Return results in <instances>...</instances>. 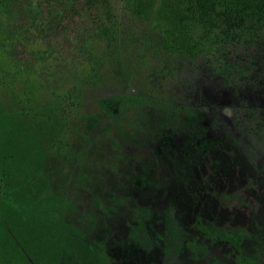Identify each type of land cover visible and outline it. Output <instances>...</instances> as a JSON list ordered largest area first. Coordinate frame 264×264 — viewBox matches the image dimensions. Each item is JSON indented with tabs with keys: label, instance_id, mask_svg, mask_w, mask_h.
I'll use <instances>...</instances> for the list:
<instances>
[{
	"label": "trees",
	"instance_id": "obj_1",
	"mask_svg": "<svg viewBox=\"0 0 264 264\" xmlns=\"http://www.w3.org/2000/svg\"><path fill=\"white\" fill-rule=\"evenodd\" d=\"M255 47L264 0H0V264H154L148 237L174 218L250 235L264 178L237 144L201 111L138 114L179 63L230 81ZM138 69L147 95L129 93ZM110 73L122 93L89 98Z\"/></svg>",
	"mask_w": 264,
	"mask_h": 264
},
{
	"label": "rangeland",
	"instance_id": "obj_2",
	"mask_svg": "<svg viewBox=\"0 0 264 264\" xmlns=\"http://www.w3.org/2000/svg\"><path fill=\"white\" fill-rule=\"evenodd\" d=\"M140 25L150 34L149 20H143ZM240 57L243 58L241 72L230 81L203 61L195 64L179 63V72L174 73L169 86L170 93L167 94L170 100L151 101L138 117L158 118L157 114L171 104L180 108L185 116L190 115L193 110L201 111L207 117L206 123L211 135L226 137L235 142L264 175V47L239 53L237 58ZM124 63L128 67L136 64L133 58L124 59ZM63 70L64 67L61 66L58 73L63 83L69 85L72 77ZM147 73L141 69L134 71L133 78L128 83L130 94L147 95L146 83L142 81ZM115 79L110 73L106 77L105 86L98 93L89 94V98L121 94L123 88ZM172 220L173 222L168 223L169 227L160 225L155 241L151 236L148 237L147 245L150 250L147 251V256L154 264H244V261L247 264H264V230L256 238L243 242L245 258L234 261V258H230L233 257L234 246L220 238L218 232L205 233L195 238V234L190 235L181 219ZM153 232L154 229L151 230ZM207 244L214 249L208 251ZM254 248L261 249L262 254L254 256Z\"/></svg>",
	"mask_w": 264,
	"mask_h": 264
},
{
	"label": "flooded vegetation",
	"instance_id": "obj_3",
	"mask_svg": "<svg viewBox=\"0 0 264 264\" xmlns=\"http://www.w3.org/2000/svg\"><path fill=\"white\" fill-rule=\"evenodd\" d=\"M245 156L247 157L246 154H245ZM247 159L249 160V163H250L249 168L251 167L250 169H252L255 173L259 174L260 176H262L264 178V175L262 174L260 169L255 164H253L248 157H247ZM256 202H258V204H257V206L255 205V207H254L255 225H254V229L251 230L250 235H245L243 237V236H241V234L239 235L238 233H236L234 236H227L223 231H222V233L221 232L219 233L220 238H222L227 243H231L234 246L233 253H232L233 257L230 256L231 260H233V258H234V261H236V260L242 261V259L245 258V254H243V251H242L243 242H245L246 240H249L251 238H256L264 230V196L259 201L256 200ZM258 223L261 224L260 228L258 227L259 226ZM192 230L194 231V228ZM193 231H192V233H194ZM204 240H202V241H204ZM206 247H207L208 251H211L212 249H214L213 247H210L209 244H207ZM257 253L262 254V250L259 248H254L253 249V255L256 256ZM244 264H247V263L244 261Z\"/></svg>",
	"mask_w": 264,
	"mask_h": 264
}]
</instances>
